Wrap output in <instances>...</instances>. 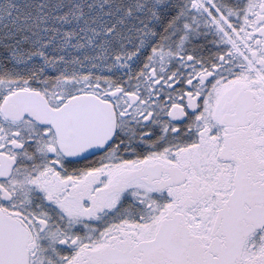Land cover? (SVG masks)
I'll list each match as a JSON object with an SVG mask.
<instances>
[{"label": "snow or ice", "instance_id": "6c2138e0", "mask_svg": "<svg viewBox=\"0 0 264 264\" xmlns=\"http://www.w3.org/2000/svg\"><path fill=\"white\" fill-rule=\"evenodd\" d=\"M0 264H264V0H0Z\"/></svg>", "mask_w": 264, "mask_h": 264}]
</instances>
